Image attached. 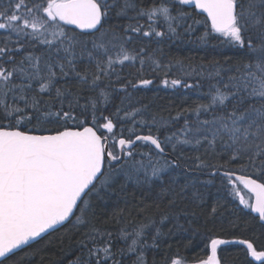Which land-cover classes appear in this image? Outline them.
Segmentation results:
<instances>
[{"label":"snow or ice","instance_id":"obj_1","mask_svg":"<svg viewBox=\"0 0 264 264\" xmlns=\"http://www.w3.org/2000/svg\"><path fill=\"white\" fill-rule=\"evenodd\" d=\"M140 37L158 45L185 38L199 46L216 41L238 58L234 64L226 58L228 67L175 59L179 74L172 76L173 61L164 65L149 56L152 73L169 69L160 80L164 88L199 91L206 81V102L182 108L169 120L137 119L147 106L128 110L124 100L154 84L146 78L145 49L126 47ZM135 61L137 72L123 75L125 62ZM113 93H123L121 105L113 104ZM181 119V128L160 137L161 128ZM138 125L148 134L138 132ZM141 146L148 151H138ZM185 147L196 153L188 157L186 172L210 179L179 183L173 173ZM217 176L264 224V0L0 3V264L60 228L77 237L68 264H125L130 257L131 264H147L145 252L166 235L161 226L174 217L177 199L198 206L201 188ZM121 180L122 187L131 182L155 191L157 200L167 199L169 211L158 222L133 223L122 219L125 210L119 208L110 218L119 227L107 228V221L98 222L96 204ZM147 211L142 203L136 206L138 216ZM216 211L213 206L206 221L213 234L208 255L191 264H222L218 250L227 245L241 246L244 264H264V243L223 238L238 225L223 219L217 224ZM149 229H155L150 241ZM164 264L189 261L177 253Z\"/></svg>","mask_w":264,"mask_h":264},{"label":"trees","instance_id":"obj_2","mask_svg":"<svg viewBox=\"0 0 264 264\" xmlns=\"http://www.w3.org/2000/svg\"><path fill=\"white\" fill-rule=\"evenodd\" d=\"M0 3L7 6V0H0ZM121 22L127 21L122 20ZM141 22L143 23V21ZM194 39L195 37H193ZM126 47L137 52L142 47L145 49L144 55L147 63L144 70L147 74L146 78L154 79V84L148 88L134 91L130 100H124L123 107L131 110V108H141L146 105L147 110L142 114V117H137V119L142 118L147 121H151L153 117L157 121L169 120L182 108L206 102L202 93L207 91L206 81L204 88L199 91L162 87L160 80L164 78V72L169 69L159 71L158 75L152 73V67L154 66L151 65L150 60H147L149 56H154L155 59L164 65H167L170 60L173 61V66L171 67L172 76L179 74L178 66L174 64L175 59H182L185 65L192 64L194 66L201 64L207 66L215 60L224 67H228V64H225L226 58L230 57L233 64L238 58L234 49L220 46L216 41H212L208 46H199L197 43L189 42L187 38L183 42L177 40L158 45L154 39L140 37L134 38ZM158 47L162 49V54H154L153 50ZM125 64L126 66L121 69L123 75L135 74L140 68L139 61L125 62ZM113 95L115 96L113 104L121 105L123 93H113ZM112 110L114 109H109V111ZM105 115H107V112ZM183 123L184 121L181 119L178 123L171 124L167 130L161 128L158 134L163 138L165 135L181 128ZM158 126H152V134H157ZM120 127V125H117L115 129L118 135ZM128 127L130 125H124V135L128 134ZM137 130L142 132V134H148V128L140 129L138 125ZM138 151L147 152L148 148L141 146ZM168 151H171L170 147ZM201 152H203V149H201ZM195 154L190 148L185 147L182 153L183 158H179L181 157V152L178 148L176 157L179 158L177 160L179 168L176 169L173 175L177 177L180 184H183L186 178L201 181L210 179L207 175L194 171L186 172L189 163L188 157ZM137 159H139V156H137ZM232 167L238 168V165H233ZM223 183L226 184L227 182L224 181ZM122 184L123 180L109 190V194L104 201H99L96 204L98 222L104 224L107 221L104 224L107 228L119 227L110 219L113 212L119 208L125 210L122 219L131 220L133 223L141 221L148 223L153 218L158 222L160 214L169 211L167 199L163 201L157 200L155 191L149 192L147 186L144 189H140L131 182H128L123 187ZM177 191H179V188H177ZM201 191L204 192V199L197 202L198 206L188 201L177 199L176 206L172 209L175 213L174 217L161 226L162 233L166 235L160 237L158 247L150 248L145 252L147 264H164L166 257H171L177 253L185 257L189 264L194 259L206 258L208 255L207 245L213 235L207 231L208 228L212 227V224L206 223V221L213 206L217 208L215 213L217 224L223 219L225 222L232 221L238 225L234 231L229 229V234L227 235L218 232L216 234H220L227 239L236 236L249 238L258 244L264 243V224L249 209H245L243 205H240L238 199L223 189L220 176H217L212 184L201 188ZM141 203L148 206V211L143 216H138L136 214V206ZM157 204L159 208H157ZM129 211L131 215H129ZM189 221H191V224H189ZM154 230H146L149 233V241L151 240V232ZM76 238L71 232H66L65 228H60L58 231L52 232L50 236L45 235L38 243H32L31 247H25L22 251H17L7 264H68L76 254L74 250ZM119 246L123 245L119 244ZM218 256L221 258L222 264H244L245 260L241 246L238 245L220 246ZM134 258H127L125 264H131Z\"/></svg>","mask_w":264,"mask_h":264},{"label":"rangeland","instance_id":"obj_3","mask_svg":"<svg viewBox=\"0 0 264 264\" xmlns=\"http://www.w3.org/2000/svg\"><path fill=\"white\" fill-rule=\"evenodd\" d=\"M239 188H240V190H241V191H244V190H243V186H242V185H241ZM242 194H244V196H245V199H248V197H249V194L247 193V191H244V192H242Z\"/></svg>","mask_w":264,"mask_h":264},{"label":"water","instance_id":"obj_4","mask_svg":"<svg viewBox=\"0 0 264 264\" xmlns=\"http://www.w3.org/2000/svg\"><path fill=\"white\" fill-rule=\"evenodd\" d=\"M255 216H257L258 217V214H256V213H253ZM262 223V222H261ZM34 243V242H33ZM25 248V247H24ZM17 251H19V250H17Z\"/></svg>","mask_w":264,"mask_h":264},{"label":"bare ground","instance_id":"obj_5","mask_svg":"<svg viewBox=\"0 0 264 264\" xmlns=\"http://www.w3.org/2000/svg\"><path fill=\"white\" fill-rule=\"evenodd\" d=\"M242 192H244V191H242Z\"/></svg>","mask_w":264,"mask_h":264}]
</instances>
